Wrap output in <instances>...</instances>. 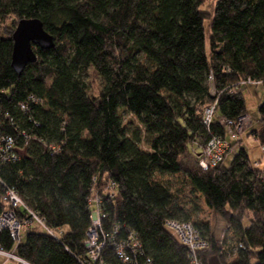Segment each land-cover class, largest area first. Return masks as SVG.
Segmentation results:
<instances>
[{"label":"trees","instance_id":"obj_1","mask_svg":"<svg viewBox=\"0 0 264 264\" xmlns=\"http://www.w3.org/2000/svg\"><path fill=\"white\" fill-rule=\"evenodd\" d=\"M205 1L0 0V132L18 149L0 161V178L60 232L28 230L19 242L2 230L5 251L28 264H75L86 251L88 201L99 198L102 227L134 233L152 264H190L167 219L209 240L205 264H264V165L240 145L227 166L198 164L212 136L231 140L219 120L247 113L242 81L264 87V0H215L212 14ZM30 17L55 43L34 47L36 61L16 74L11 36ZM89 68L104 82L91 95ZM257 111L246 135L264 159V92ZM185 188L224 220L219 238L209 220L191 221ZM112 251L104 248L106 262L124 264Z\"/></svg>","mask_w":264,"mask_h":264},{"label":"built area","instance_id":"obj_2","mask_svg":"<svg viewBox=\"0 0 264 264\" xmlns=\"http://www.w3.org/2000/svg\"><path fill=\"white\" fill-rule=\"evenodd\" d=\"M247 83L256 84L249 79L242 81V84ZM20 107L26 108L25 104H21ZM213 108L212 106L205 110L206 124L211 121ZM219 124L224 128L226 136L232 141L226 137L212 136L207 141L198 161L199 166L203 169L220 164L231 148V143L238 141L245 131L252 127V122L247 114H241L234 118H222L219 120ZM17 156L18 149L14 146L13 139L0 132V161L15 160ZM3 182L0 178V231H7L12 240L18 241L21 231L31 230V225L35 223L42 231L52 236L60 234V232L47 228L44 221L25 206L17 192L13 188L5 186ZM88 203L91 223L85 232L83 241L86 251L83 258L76 259L75 264H108L103 256V250L107 245L113 250L114 257L121 263L152 264L151 260L145 257L141 244L134 233L129 232L124 238H120L118 226H113L110 230H105L102 227L99 209L101 200L99 198H90ZM165 225L187 249L190 264H205L200 254L202 250L209 247V240L203 237L192 223L167 219ZM0 255L6 260L28 264L16 256L13 251H5L1 245Z\"/></svg>","mask_w":264,"mask_h":264},{"label":"rangeland","instance_id":"obj_3","mask_svg":"<svg viewBox=\"0 0 264 264\" xmlns=\"http://www.w3.org/2000/svg\"><path fill=\"white\" fill-rule=\"evenodd\" d=\"M214 3L215 0H206L201 5L200 8L204 12L212 14ZM210 20L211 17H207L203 22L206 44L209 33ZM85 82L88 85L87 87L88 95L95 94L104 84L103 79L92 68H89L88 73L85 77ZM240 90L244 97L245 107L247 111L246 114L250 117V120L252 122L251 128L257 127L259 126L257 107L263 99L264 87L260 83L259 84L247 83V84H242ZM127 128L129 132L135 130L134 124L128 125ZM249 130L250 128L247 131H245V133H247ZM244 134L239 138L237 142L240 144L241 147L245 148V150L249 155L250 161L253 162L258 160L260 161L259 167H262L264 165V159L262 158V150L259 145V142L256 139H254L251 135H246V134L244 135ZM237 149L238 146L236 145L226 154L223 161V164L225 166H227L230 163ZM168 177L170 181L174 183V185L175 184L176 186L180 185L179 183L180 179H176L172 176H168ZM187 189L188 188H185V192H184L185 195L183 196V200L185 202V207L192 213L191 221L201 222V221L209 220L212 231L214 232L215 236L219 238L225 227L224 220L221 219V217L217 215L214 211L210 210L207 206H205V204H203V202L195 192L192 191L190 192ZM200 228H202V231L205 232L203 225ZM31 230L37 232L42 231L41 228L35 223L31 225ZM26 232L27 231L25 230L21 232V238L19 242H22L24 240ZM0 264H19V263L16 262L15 260H6L5 257H0Z\"/></svg>","mask_w":264,"mask_h":264},{"label":"water","instance_id":"obj_4","mask_svg":"<svg viewBox=\"0 0 264 264\" xmlns=\"http://www.w3.org/2000/svg\"><path fill=\"white\" fill-rule=\"evenodd\" d=\"M12 51L10 65L16 74H20L25 66L36 61L34 47L50 49L54 47V37L48 33L38 18H22L17 21L11 36ZM208 264H221L211 259Z\"/></svg>","mask_w":264,"mask_h":264},{"label":"crops","instance_id":"obj_5","mask_svg":"<svg viewBox=\"0 0 264 264\" xmlns=\"http://www.w3.org/2000/svg\"><path fill=\"white\" fill-rule=\"evenodd\" d=\"M245 134H246V133H245ZM245 134H244V135H245ZM241 139H242V138H241ZM241 139H240V140H241ZM239 145H240V144L238 143L237 146H239ZM261 150H262V149H261ZM0 257H3V256L0 255ZM3 259H4V258H3ZM4 261H5V260H4ZM4 261H2V262H4ZM2 262H1V263H2Z\"/></svg>","mask_w":264,"mask_h":264}]
</instances>
